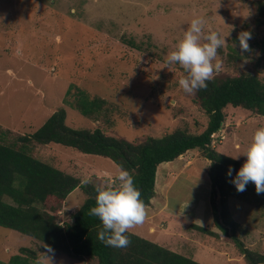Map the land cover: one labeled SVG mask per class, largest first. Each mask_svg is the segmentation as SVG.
I'll return each instance as SVG.
<instances>
[{
  "label": "rangeland",
  "instance_id": "rangeland-1",
  "mask_svg": "<svg viewBox=\"0 0 264 264\" xmlns=\"http://www.w3.org/2000/svg\"><path fill=\"white\" fill-rule=\"evenodd\" d=\"M256 1L0 0V126L10 130L7 140L35 132L61 107L69 127H98L129 141H140L147 135L159 137L176 128L192 134L201 132L208 117L194 101L195 92L185 93L179 87L182 70L174 64L165 66L166 55L190 20L203 16L205 32L217 31L226 41L217 49L222 67L214 76L246 71L264 83V56L257 46L264 26L254 23ZM244 30L251 33L247 50H242L238 42V34ZM71 83L90 95L106 98L104 114L98 118L80 114L67 95ZM224 112L225 120L211 143L217 151H226L233 158L246 147L253 130L264 124V117L231 105ZM29 149L34 157L79 179L92 176L98 184H103L117 167L107 157L58 143H34ZM192 151L197 152L191 155L193 165L174 180L167 195L173 201L172 207L181 200L203 196L208 214L209 160L197 149ZM234 159L243 161L244 157ZM83 199L79 188L69 193L61 205L54 206L56 220L70 221ZM50 205L54 203L49 202L46 209ZM228 205L233 219L242 226L240 240L248 249L264 253V192L257 193L255 186L243 192L233 187ZM191 224L175 230L173 221L157 216L154 222L139 224L138 229L147 230L153 225L161 231L163 247L180 254L183 251L186 255H182L192 258L188 240L180 234L193 232ZM195 233L217 246L213 258V246H204L208 260L200 263L248 264L229 236L221 232ZM147 238L156 239L152 235ZM20 247L34 250L35 258L20 253ZM14 254L26 257V264H97L49 251L42 242L0 226V264H10Z\"/></svg>",
  "mask_w": 264,
  "mask_h": 264
},
{
  "label": "trees",
  "instance_id": "trees-1",
  "mask_svg": "<svg viewBox=\"0 0 264 264\" xmlns=\"http://www.w3.org/2000/svg\"><path fill=\"white\" fill-rule=\"evenodd\" d=\"M255 11V25L264 26V0L255 2ZM257 46L264 56V34ZM207 84V88L194 94V101L208 117L204 129L196 134L176 128L159 137L147 135L140 141H129L108 135L98 127H69L62 107L53 111L35 132L17 135L11 141L6 137L10 130L0 126L3 129L0 130V226L30 236L55 252L94 260L97 264H203L130 231L126 233L130 242L124 248H114L98 240L101 223L88 215L90 206L95 203L94 186L98 183L92 179V183L82 185L78 177L34 157L29 147L34 143H58L78 152L109 158L133 176L144 205L149 204L154 195L157 166L187 150L197 149L210 164L208 205L214 225L230 237L248 264H264V253L248 249L240 240L242 226L233 219L228 205V195L235 186L229 182L226 170L231 167L234 176L242 161L217 151L211 143V134L221 128L228 105L264 117V83L257 75L241 71L232 76H213ZM67 95L73 99V107L87 118H98L107 110L106 98L90 95L73 83ZM251 186L254 184L249 182L246 188ZM76 188L84 194V199L71 214L70 221L59 224L54 206L61 205ZM49 202L54 205L46 209ZM191 227L214 234L202 226L191 224ZM19 252L27 257L35 256V251L27 247H20ZM27 260L14 254L9 263L26 264Z\"/></svg>",
  "mask_w": 264,
  "mask_h": 264
},
{
  "label": "clouds",
  "instance_id": "clouds-1",
  "mask_svg": "<svg viewBox=\"0 0 264 264\" xmlns=\"http://www.w3.org/2000/svg\"><path fill=\"white\" fill-rule=\"evenodd\" d=\"M205 23L203 16H194L165 58V66L174 64L182 70L178 84L185 93L207 88V81L213 79L214 73L222 67L217 49L226 42L225 36L217 31L205 32ZM249 39L251 33L246 30L238 34L242 50L249 48ZM239 155L244 160L235 175L231 167L226 170L229 182L239 192L245 191L249 182L254 184L257 193L264 192V124L253 130L246 147L233 158H239ZM80 183H92V176L81 178ZM94 187L95 203L90 206L88 215L98 218L101 223L97 239L114 248L126 247L130 242L126 235L128 229L141 224L146 217L145 205L133 176L117 165L115 172L103 184Z\"/></svg>",
  "mask_w": 264,
  "mask_h": 264
},
{
  "label": "crops",
  "instance_id": "crops-1",
  "mask_svg": "<svg viewBox=\"0 0 264 264\" xmlns=\"http://www.w3.org/2000/svg\"><path fill=\"white\" fill-rule=\"evenodd\" d=\"M235 148H237V144H235ZM192 153H197V152H193L192 150H187L183 154L179 155L177 158L171 161L161 162L157 166L155 173V182H154V195L150 199L149 204L145 205L146 217L144 221H148L149 223L154 222L155 218L158 216L160 218H165L173 221L174 222L173 227L175 228V230H177L178 226L180 225L186 226L187 223L188 225L189 223L190 224L192 223L194 225L206 227V229L212 231L213 233L215 232L219 234L220 232L217 230L218 228L215 229L212 226L214 223L212 221L211 214L209 212L207 214L205 211L206 202L203 196H198L196 200L195 199H190L189 201L181 200L177 206L172 207L173 201H171L170 196L167 195L170 186L173 185L174 183V180L177 179L182 172L185 173L189 169L193 161L195 160L193 157H191ZM224 154L229 156L228 153H224ZM207 170L208 169H206V171ZM160 224H162L161 221ZM138 227H139L138 225H134L132 228L128 229V231L137 234L138 236L145 238L149 241L156 242L159 245L165 246V243L163 242L160 243L161 231H157L153 225H149L147 230L144 229L142 231L138 229ZM195 232L198 231L194 229L193 232L190 233H185V234L182 232L180 233L183 239L188 240V246H189L188 249L192 252L191 257L201 262L203 260H208L204 256L205 255L204 252L207 251L204 248V246L208 248L209 246H213L210 247L212 250L211 255L212 258L215 257L216 256L215 254L217 253V246L211 244L210 242H204L205 240L203 241V239L200 238ZM149 235L154 236L156 239L151 240L150 238H147V236ZM181 241L183 242V240ZM175 250L176 249H174L173 251ZM208 252L206 253L207 255H209ZM181 254L186 255V253H184L183 251L181 252Z\"/></svg>",
  "mask_w": 264,
  "mask_h": 264
},
{
  "label": "built area",
  "instance_id": "built-area-1",
  "mask_svg": "<svg viewBox=\"0 0 264 264\" xmlns=\"http://www.w3.org/2000/svg\"><path fill=\"white\" fill-rule=\"evenodd\" d=\"M212 138H214V133L211 134V139H212ZM212 141H213V140H211V142H212ZM61 223H62V221H59V224H61Z\"/></svg>",
  "mask_w": 264,
  "mask_h": 264
}]
</instances>
